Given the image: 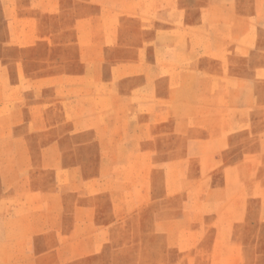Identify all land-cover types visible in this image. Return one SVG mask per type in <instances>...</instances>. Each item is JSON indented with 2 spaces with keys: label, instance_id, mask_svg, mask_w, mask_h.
Here are the masks:
<instances>
[{
  "label": "rangeland",
  "instance_id": "374dc122",
  "mask_svg": "<svg viewBox=\"0 0 264 264\" xmlns=\"http://www.w3.org/2000/svg\"><path fill=\"white\" fill-rule=\"evenodd\" d=\"M0 264H264V0H0Z\"/></svg>",
  "mask_w": 264,
  "mask_h": 264
}]
</instances>
